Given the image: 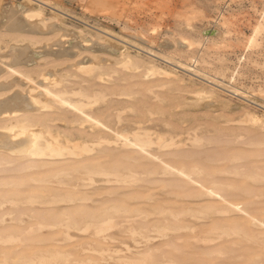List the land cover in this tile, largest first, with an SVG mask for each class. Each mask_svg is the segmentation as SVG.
Here are the masks:
<instances>
[{
  "label": "rangeland",
  "instance_id": "obj_1",
  "mask_svg": "<svg viewBox=\"0 0 264 264\" xmlns=\"http://www.w3.org/2000/svg\"><path fill=\"white\" fill-rule=\"evenodd\" d=\"M23 1L24 0H0V4L5 6L9 4L11 5V3H23ZM32 2V4L42 8L43 10V18L39 16L32 18V21L34 20V24L37 28L33 30H14L7 28L6 25H0V38L2 37V39H0V53H4L0 54V64L7 69L8 65L5 62L10 61L12 58L11 54L8 52L12 44H28L30 47L29 49L32 52L30 55L31 61H29V63H22V68L27 65L25 67V71L27 73L28 70L29 75L30 73L33 74L32 77L34 79H30L20 73L22 70L21 66L19 68V72L15 70L12 71V69L11 71H9L10 69L6 70V72L3 71L0 74V84H12L9 87H0V98H4L16 91H20L22 93L33 91V93H36L37 96L39 95V97L46 100L49 96H47L46 91H44V87H42V84H46L45 81H49L47 84L54 89L56 88L59 90L60 87L64 88L65 90L61 91V88L59 91L64 92L67 96L69 94L70 96L73 95L71 97L75 99L77 97L86 99V96L83 94L85 90V93L93 95L95 94V90L98 91L101 88V90L107 88L108 91H106L109 93L107 94L108 96L106 95L104 98L99 99L96 102L97 104H93L95 101L92 102V105H89L90 107L87 109L91 110L92 113L98 116L102 115L101 117L105 118V120L110 123L112 122L111 124L115 121L114 124L121 127L123 125H125L123 127H129V125H131L130 127L136 125L138 126L137 123H134L136 119L145 120L144 123H146L148 120L147 117H150L151 119H149L148 122L151 123L147 122V124L151 125L155 123L158 125H151V127H153L152 129L155 128V130H159L161 127L160 129L165 131V129L167 130L169 127L171 130L181 131V137L183 134L182 139L186 141L188 138L186 141V143H188L181 145L182 147H176L175 151L178 150L177 152L179 153H173L174 155L171 153L170 155L174 157H170L169 154H163L164 157H170L174 160L180 159V161L182 160L188 163H192L194 160L198 161L205 166L206 171H211L212 174L217 176L215 178L218 179L220 177L222 180L224 178V181H227L225 180L227 178L230 181H234L232 183L235 185L230 184V187L227 188H230L231 191H233L232 188H236V191L238 189L237 197L240 199H244L246 201L251 199L249 202L250 205H253V209H259L261 207V210L264 207V196L259 198L257 195H254V193L258 192L259 189L264 188V182L255 181L248 175V171L250 172V170L252 171L257 169V166L262 165L260 168L264 171V154L261 156L262 151L264 152V145L258 143L259 140L264 138V25L260 26L255 42L250 45L249 41V37L254 32L255 27L259 25L261 20H263L264 0H33ZM215 28H220L221 33L216 34L213 32V29ZM207 34L213 36L207 38L205 36ZM17 38L20 40H17ZM101 44L103 46H101ZM105 45H108L109 48ZM249 46L250 48L248 49ZM125 55L127 56L125 57ZM165 55L189 60L191 63H194L203 69L206 68L211 75L214 74L224 82L232 81L240 88L241 91L234 90L233 88L230 89V87L226 84L221 85L216 80L212 81V78H205V76L203 77L201 74L199 75L193 73L192 70L179 65L177 61L169 59ZM194 55L199 57V61L195 62L191 59V56ZM129 57L139 60V66L129 62L126 63L125 59H128ZM83 63H93L95 71L92 70L94 72H91L90 70V72H87L85 70H79L78 65ZM153 63L167 68L171 71V73L168 74L159 70L150 72L151 70H148L149 65L151 66ZM106 68L109 69V71L111 68L113 71L111 73L113 75ZM237 69L238 73L236 74V77L233 78V71ZM43 71L52 79L45 78ZM103 71H105V73ZM41 72L42 74H40ZM108 73L111 74V77ZM78 84H81V87ZM93 86H97L98 89H93ZM103 86L105 87L103 88ZM146 87L149 90L145 89ZM66 88L71 91H67L68 89L66 90ZM75 88L77 90L73 91ZM129 88L134 91L131 92V95L130 93H124V91H129ZM201 88L204 90L197 92V89ZM91 90L93 92H91ZM114 90L116 92L123 90V92L120 93H123L125 96H119L118 93H114ZM110 92L112 93L110 94ZM158 93L159 95L161 93V95H163L166 99H162V96L161 100H159L160 98L158 97L159 95H157ZM110 99L115 100L118 103L116 104V102L113 101L115 103L114 104ZM106 100H108V102ZM123 100L126 102L124 104H128L127 106H129V108L123 105ZM109 102L112 104H109ZM146 103L148 105H146ZM58 104L57 107L60 106H58ZM118 105L121 106V108L125 106V108H122V114L125 113L123 116L125 120H121L123 123L118 122L117 117L114 115V112L120 108ZM99 107H102L103 110L99 109L102 112L98 110V112L96 111ZM110 107L116 108L112 109ZM39 108L37 107L32 109V112L30 113L33 114L36 112L41 116V113L44 114V111L47 109V111L52 110L53 113L52 111H49L50 113H46L41 117H48L50 114H53L52 116L50 115V117L54 123L52 121H50V123L53 124L57 130L64 131L65 129V131H72L71 133L75 130L74 133L76 134L82 130L81 133L83 135L93 131L89 121H81V111L78 112L79 110L75 109V112L74 108L71 106L68 107L67 105H61V108L59 109H55L53 107ZM64 108L67 110H64ZM107 108H110V110L108 111ZM150 109L153 110L154 113L151 114L149 111ZM161 109L163 110L161 111ZM54 111L55 114L60 111L59 116H63H60L61 118L58 119L57 117L59 116L54 115ZM64 111H66V113ZM76 113L77 115L79 113L80 114L77 116ZM108 114L111 117L113 115L114 118H106L109 117ZM148 114H150V116ZM154 114L156 118L154 117ZM253 115L259 118H252ZM9 117L6 119L0 118V125L3 123H10V120L13 122L17 118L11 116L10 118L12 119H10ZM61 120L64 121L62 122ZM83 124L84 126L81 127ZM197 124L199 128L197 127ZM162 127L164 129H162ZM193 127L195 131H193ZM191 129L193 130L191 131ZM1 130L4 131L5 129L0 126V131ZM76 130L78 132H76ZM187 131L191 133V136L192 133L195 134L198 131L199 133L201 132L203 136L205 135V143L201 145L196 144L199 145L198 147L195 144L192 145L189 143L191 142L189 140L190 133ZM229 136L234 137L231 139ZM214 137H218V140ZM222 139L225 140L223 141ZM241 149L242 151H244L243 149L246 151L243 153L241 152ZM186 150H192L191 152L193 156L186 154L191 153L186 152ZM0 151L6 150H3L0 147ZM235 151L237 152L235 153ZM1 154L3 155L0 156V160L7 156L6 158L9 159V161L4 162L6 164L2 163V165H0V182L2 180L4 181V179H22L24 180L23 184H25V187H23V184H21V187L26 189V192L27 190L29 191L30 189H35L34 186H31L33 184H30V180L32 181V179L29 178L32 175H42L43 177L44 174H48L50 176L51 173L55 174V171L57 172L62 166H68V164L63 165L64 159L59 157H56L57 159L52 158L49 160L48 158L51 157L45 156L46 160H31L30 157L27 156L28 158H26L23 156V158L21 157L22 160L20 157L18 160L17 156L20 155L17 153L8 154L6 151L0 152V155ZM233 154L242 155L243 158L239 155L238 157L240 158H236ZM257 154L259 156H257ZM10 156H12V158ZM189 157L191 158L189 159ZM218 157L222 158V160H219ZM232 157L234 159H232ZM106 158L110 159V155ZM13 159H17V162ZM118 159L119 156H115L113 159H110L111 164L114 165L115 162L117 163ZM26 161H36L38 168H36L37 166L35 165L37 164H35L31 169V166L26 169L25 167L27 165H31L30 162L25 166ZM123 161L125 164L131 162L129 159H123ZM133 162L136 163L135 161H132V163ZM231 162H237V164ZM17 163H22L24 166L22 164L18 166ZM241 163H243V165L245 163V166H240L239 164ZM4 165L5 167H3ZM207 165L208 168L206 167ZM15 166H17V168H15ZM22 167L25 169L20 171ZM225 167L230 170L233 168V170H224L218 173L220 169ZM216 169H218V172ZM237 170L239 172H235ZM63 172L64 171L60 172V175L61 178L65 176L63 179L67 181H65V183L59 180L60 175H58V179L55 178L57 177L56 175L55 177L53 176L54 178L52 177V179L50 176V179L48 178L49 180L44 179L45 181H33L32 183H35L34 185L36 186L38 185L39 190L42 191H54L56 189L60 192L74 190L86 191L89 193L91 198L84 200L77 199L53 202L22 201L15 205L14 203L8 202L3 206H0V211L2 210V213L3 211H8L10 208L21 209H16L13 211L14 213L11 212L12 214L10 212H4L3 214L0 213V216L3 217V220L2 217H0V228H15L16 231L22 235L24 234L23 236L27 239L26 241L30 243L33 242L37 245V248L39 247L40 249L54 248L55 246H58L57 248L60 247L61 249L66 247L63 250L70 253L68 260L55 262L54 264H80L81 262L77 260L80 258L86 259V262L90 264H119L120 260L124 261L125 256L136 255L138 250L143 249L148 242L151 244L155 243L156 245L158 243L159 245L160 243H164L163 241L165 240L168 241L167 238H170L172 241L176 239L174 242H180L179 244L182 243L180 246L183 247L184 251L174 249L173 252L178 253L180 260L183 262L188 263L189 261L188 264H209L215 260L220 262L218 264H233L234 262V264H248V260L250 258L249 252H251L250 250L248 251V249H253V246H256L255 243L249 240L246 242V240L239 236L238 239L243 241L236 246L237 250L233 249V252L230 253L229 251V254L226 253L215 258L212 257V254H208L203 251L209 247L212 248V243L196 241L193 237L194 231H190V229L177 231L178 233L175 231L174 233L170 232V234L163 236L158 235L156 238L147 242L143 234L139 233V235L135 233H128L131 232L129 230L130 226H132V224H138V220H132L134 217H131V215L129 216V214L126 213H120L123 215L120 216L119 214V216L115 218V224L113 226L100 232L95 231L93 226L84 232V229L76 226H68V229L65 222L67 223V221H70L71 217H73V220L80 223L78 226H83V219H81V215L78 212H81L83 218L84 212H101L106 205L109 203L112 204L113 202H122L130 205H143L146 208H151L153 204L158 205L166 203V201H162L166 199L169 201V205H195L197 202L191 200H196L198 196H191L192 194L189 190H198L199 186H193L198 184L192 182L186 183L188 180L185 177H174L171 179V175L160 178L155 174H151L150 176L148 175L149 177L147 175H142L138 184L136 182L125 184L114 179L107 180V176L104 175H96V181L94 180L95 182H93L89 179L83 180V177L78 179L81 174H77L76 172H69L70 174L72 173L71 175L69 173L63 175ZM48 175L45 176V178L48 177ZM69 178L71 182L69 181ZM147 178H150V180H146ZM206 179H209V177ZM246 179L247 181H245ZM72 181L75 183L73 184L74 186L72 184H67L68 182L72 183ZM25 182H29L27 184L30 186H26ZM83 182L86 183V186ZM259 184L262 187H260ZM250 185L251 187L255 186L253 187V194L250 191L253 189H250ZM9 186L11 187L12 184L3 183L0 184V189H8ZM237 186L241 188V190L237 188ZM244 186L246 188L245 192L243 191L245 189ZM194 187H197V189ZM256 187H259L258 190ZM186 189H188L187 193L184 192ZM139 193L143 196H139ZM145 193L149 194L150 197L146 198L147 196ZM250 195L255 198H249ZM175 200H179V202ZM82 209L85 211L83 212ZM17 210L20 211L18 212ZM65 211L70 213L69 215L71 216L68 217L69 215L67 214V218L65 217V219L62 220L64 223L60 221L61 225L59 222L54 226H44L40 228L37 219L44 218L51 220L57 216L62 218L63 215L66 216V214H63ZM6 213L8 214L6 215ZM243 213L245 212L238 211L236 218L242 221L243 224L251 227L248 225L249 223H247L248 215ZM160 214H154L153 216L151 215V217L162 218L163 216ZM219 214L221 213H213V215L198 219V224L201 222L198 228H205L207 223L212 222L213 219L222 220L219 219V217H222L221 215L223 214ZM39 215H41L42 218ZM127 215L131 218L129 219ZM136 217L139 219V216ZM182 217L184 220H195L193 217ZM68 218L70 220H68ZM79 219L82 221L79 222ZM125 228L127 230H125ZM80 230H82V232ZM67 234H69V236ZM179 234L183 237L177 236ZM50 235L51 237L55 236L53 237V240L47 239L51 238L49 237ZM71 236L75 237L72 238ZM36 238L38 239L36 240ZM40 238L41 240H39ZM141 239H144V241ZM195 243L197 244V247L193 245ZM248 243L252 248H249ZM164 244L163 248H171L170 245ZM218 244H226V241L220 242L219 240ZM241 244H243L241 248L238 247ZM103 249L106 251H103ZM191 250H195L196 253L194 254V251L192 252ZM238 251H245V254H247L248 251L249 256L245 254H243V256H236V252ZM157 253H161V250L158 249ZM76 254H79V256ZM122 256L123 258L120 259ZM103 259L105 261H103ZM97 260H99V263ZM101 260L102 262H100ZM129 264L135 263L131 262Z\"/></svg>",
  "mask_w": 264,
  "mask_h": 264
},
{
  "label": "bare ground",
  "instance_id": "obj_2",
  "mask_svg": "<svg viewBox=\"0 0 264 264\" xmlns=\"http://www.w3.org/2000/svg\"><path fill=\"white\" fill-rule=\"evenodd\" d=\"M32 1L31 0H24L23 3H20V2L16 3V4L11 3V5L9 4V5H5V6H2V4H0V10H1L0 11V25H6L7 28L14 29V30H26V29L33 30V29L37 28L34 24V20L32 21V18H35L37 16L42 17L43 16V10H42V8L32 4L33 3ZM55 25L57 26L56 23H55ZM261 25H264V15H263V20H261L259 22V25H257L255 27L254 32L249 37L250 45L255 42ZM213 32H215L216 34H220L221 30H220V28H215V29H213ZM205 36L207 38H209L213 35L207 34ZM0 39H2V37ZM17 40H20V39L17 38ZM98 46H100V45H98ZM101 46H103V45L101 44ZM105 46L109 48L108 45H105ZM29 48L30 47L28 44L27 45L12 44L9 48V51H8L9 54H11L12 58L10 61L5 62L8 65L7 69L4 66H2V64H0V74L3 71L6 72V70H9V69H10L9 71H11V69H12V71L15 70V71L19 72L20 71L19 68L21 66L22 70L20 71V73H22L23 75H25L26 77H28L30 79H34L32 77L33 74H31V73H30V75L28 74L29 73L28 70L26 73L25 67L27 65L22 68V65H23L22 63H29V61H31L30 55L32 52ZM249 48H250V46L248 47V49ZM0 54H4V53H0ZM127 55H125V57ZM169 55H165V56H167L169 59H174L175 61H177V63H179V65H181L183 67H187L188 69L192 70L193 73H196L199 75L201 74V75H203V77L205 76V78H212V81L216 80L221 85L222 84L228 85V87H230V89L233 88L234 90L241 91L240 88L237 85H235L232 81L224 82L222 79H219L214 74H213L214 76L211 75V73L208 70H206V68L203 69V68L199 67L198 65L191 63L189 60H183V59L175 58L174 56H169ZM191 59L194 60L195 62L199 61V57L197 55L191 56ZM125 61H126V63L129 62V63H133L134 65H138V66L140 64L139 60H137L136 58L134 59L132 57H129L128 59L126 58ZM100 66H102V65H100ZM78 67H79V70L81 69V70H85L87 72L88 71L90 72V70H91V72L95 71V69H94L95 66L93 65V63L92 64L91 63L90 64L89 63L88 64L83 63V64L78 65ZM92 70H94V71H92ZM107 70L109 71V69H107ZM148 70L149 71L151 70L150 72H152V71L154 72V71L159 70V71L164 72V73H168V74L171 73V71L168 70L167 68L158 66L155 63H153L151 66L149 65ZM103 72L105 73V71H103ZM109 72L110 73L113 72L111 70V68H110ZM237 73H238V69L234 70L232 77L235 78ZM40 74H42V72ZM111 74H109V76ZM43 75L47 79H52L51 77H49V75L44 73V71H43ZM72 75H73V73H72ZM77 75H79V74H77ZM105 75H107V74H105ZM75 76H76V74H75ZM147 76H149V75H147ZM91 79H93V78H91ZM47 82H49V81H47ZM47 82L45 81L46 84H42V87H44V89H45L44 91H46L47 96H49L48 98H46V100L44 98L39 97V95L37 96V94L33 93V91H29L28 93H22L20 91H16L15 93H12V94L4 97V98H0V118L6 119L9 116L10 117L11 116L17 117L16 120L13 122H12V120H10V123H3L0 125L1 127H3L5 129L4 131H2V130L0 131V147L3 150L5 149L8 152V154L17 153L18 155H20V156H17L18 158L16 157L18 160H19V157L21 159V157L23 158V156L26 158L30 157L31 160H36V159L46 160L45 156L51 157V158H48L49 160H51L52 158L57 159L56 157H59V158L64 159L63 165L68 164V166H66V165L62 166L61 169L59 168L57 172L55 171V174L49 173L51 177L48 174H46V175L44 174L43 177H42V175L41 176L40 175H32L30 178L28 176L29 179H32V181L30 180V182H31L30 184H33L31 186H34L35 189H30L29 191L27 190V192H26V189H23L21 187V184H23V182H24V180H22V179H15V178L13 179L12 178L10 180L9 179L8 180L4 179V181L2 180L0 182V184H3V183L12 184V186L11 187L9 186L8 189H0V206H3L5 203H8V202L14 203V205H15V204H18L19 202H22V201H25V202H35V201L53 202V201H64V200L68 201V200H77V199H81V200L83 199L84 200V199L91 198L89 193L86 191H80V190L75 191L74 190V191L60 192V191H57V189L54 191H42V190H39L38 185L36 186V185H34L35 183H32L33 181H43L44 179L49 180L50 178L52 179V177L53 176L55 177L56 175H57V177H55V178L58 179V175H60V172H62V171L65 172V173L63 172V175H65L66 173H69L71 171L76 172L77 174H81L79 176V178L77 176L78 179H81L80 177H83L84 178L83 180L89 179V180L95 182L96 181L95 180L96 175H102V176L104 175V176H107V178H106L107 180L114 179L118 182H123L125 184H131V183H135V182L138 184L142 178L141 177L142 175H147V176L149 175L150 176L151 174H155L159 178L163 177V176L166 177V176L171 175L170 176L171 179L174 177H176V178L177 177H185L188 180L186 183L192 182V183L198 184V185H193V186H199L198 190H195V191L189 190L192 194L191 196H193V195L198 196V198L196 200H191V201L197 202L195 205L194 204H192V205L191 204H185V205L181 204L180 206L169 205L168 204L169 201H167L166 199L162 200V201H166V203L158 204V205L153 204V206H151V208H146L143 205H136L135 202H134L135 205L124 204L122 202H116V203L111 202L112 204L109 203L108 205H106L103 208V210L101 212H98V213H94V212L86 213V212H84L85 210L82 209L84 212L83 218H82L81 212H78L81 215V219H83V226H78V224H80V223L73 220V217H71V220L68 218V220H70V221H67V223L65 222V224L67 225V227L68 226H74V227L76 226V227L82 228V229H84L83 232L93 226L95 228V231L100 232L102 230L108 229L111 226H113L115 224V218L117 216H119L120 213H123V214L126 213V214H129V216L131 215V217H134L132 220H136V221L138 220L137 221L138 224H132V226H130V229L128 228L131 231L128 233L129 234H131V233L143 234V236L146 238L147 242L156 238L158 235L163 236V235L170 234V232L174 233V231L177 232V231L184 230V229H190V231H192V230L194 231V234L193 233L192 234H193V237L195 238L196 241H198V242L204 241L205 243L206 242L212 243L211 244L212 248L209 247L207 249H204V250L202 249V250L205 251V253L212 254V257L216 258L220 255H224V254L228 253L229 251H230V253L233 252V249L237 250L236 246L239 245L240 243H242V241H243V240L238 239V237L240 236L244 240H246V242H248L247 240H249V241L256 244V246L252 245L253 249H248V251L249 250L251 251V252H249L250 258L248 260L249 261L248 264H264V207L261 210H260L261 207L259 209H253V207H252L253 205H250V202H249V201H251V199L246 201L244 199H240L237 197L238 196V189L236 191V188L231 187L233 189V191H231L230 188H229L230 189V191H229V189L227 187H230V184H233L232 182H234V181H230L227 178L225 179L227 181H224V178H223V180L220 177L218 179L215 178L217 176L212 174L211 171L210 172L206 171V168L202 163L195 161V160L192 163H188L186 161H182V160L180 161V159L174 160V159L170 158V157H174V156H170L171 153L172 154L173 153H179V152H177L178 150L175 151L176 147H179L181 145H185L188 143V142L186 143L188 138L186 141L184 139H182L183 134L181 137V131H179V130L174 131L173 129L171 130V128H169V127L167 128V130L165 129V131L161 130L160 129L161 127L159 128V130H157V129L155 130V128L152 129L153 127H151V125H157V124L154 123V124L148 125L147 122L149 119H151L150 117L149 118L147 117L148 120L145 118L147 120L146 123H144L145 120L136 119L134 123L138 124V126L136 125L137 127L136 126L130 127L131 125H129V127H123L125 125H123L121 127L117 124H114L115 121L113 122V124H114L113 125V124H111L112 122L110 123V122L106 121L105 118L101 117L102 115L98 116V115L92 113L91 110L87 109L92 105V102L95 101V103H93V104H97L96 102L99 99L104 98L107 94H109L107 92L108 91L107 88H105L104 90H101L102 88L101 89L99 88L100 90H98V91L95 90L96 92L94 91L95 94H93V95H91L89 93H85L86 92V90H85V92L83 94L86 96L87 100L85 98H78V97L75 99V98L71 97L73 95L70 96V94L68 92H67L69 94L68 96L64 92H61V91L65 90L64 88H62V87H60V89L58 88L59 90H61V88H62V90L59 91L56 88L54 89V88L50 87L47 84ZM1 84H0V87L1 86L2 87H9L12 83L11 84L10 83H1ZM51 84H52V82H51ZM78 85H80V87H81V84H78ZM127 85H128V83H127ZM104 87L105 86H103V88ZM137 87H139V86H137ZM94 88L98 89L97 86L96 87L93 86V89ZM134 88H136V87H134ZM67 89L68 88H66V90ZM145 89H148V88L146 87ZM75 90H77V89L75 88L73 91H75ZM92 90H91V92H93ZM131 90L132 89L129 88V91L128 90L124 91V93H130V95H131V92H134L133 90L132 91ZM202 90H204V89H202V88L197 89V92L202 91ZM67 91H71V90L68 89ZM112 92H110V94ZM120 92H123V90L122 91L120 90ZM120 92H116L114 90V93H118L119 96H125V95H123V93H120ZM134 94H136V93H134ZM157 95H159V93ZM162 96L163 95H161V93H160V95L158 96L160 99L159 98L158 99L161 100ZM163 97H162V99H166L165 97L164 98ZM114 99H115V97H114ZM123 99H126V98H123ZM115 100H111L112 103L117 101V100L116 101ZM175 100H176V98H175ZM106 101L108 102V100H106ZM162 101H164V100H162ZM112 103L109 102V104H112ZM117 103L118 102H116V104ZM119 103H122V102H119ZM124 103H126V102L124 101L123 105H125ZM57 104H58V106L59 105L60 106L57 107ZM61 105L62 106L67 105L68 107L71 106L74 108V110L75 109L79 110L78 112L81 111V118H82L81 121L82 120L89 121L91 124V127L93 128V131H91V133L86 132L87 134L83 135L81 133L82 130H80V129H79L80 130L79 132L81 134L77 130H76V132H78L77 134L74 133L75 130L73 131V133H71L72 131L69 132L68 130H67L68 131L67 132V131H65V129H64V131L57 130V128H55L53 126V124L50 123V121H52L54 123V121L51 120L52 119L50 117L51 114L48 117H44V116L41 117L42 115H44L46 113H50L49 111H52V110L47 111L48 110L47 109L46 111H44L45 112L44 114L41 113V116H40V114L38 115V113H36V112L33 114L30 113V112H32V109L37 108V107L38 108L39 107H49V108L53 107L55 109H57V108L59 109V108H61ZM127 105H125V106H127ZM146 105H148V104L146 103ZM125 106H123V107L125 108ZM119 107L120 108H118L117 111L114 112L115 113L114 115H115V117H117L118 122H121V120L124 119L123 116L125 113L122 114V112H123L122 108L123 107L122 108H121V106H119ZM132 107H134V106H132ZM65 108H67V107H65ZM65 108H64V110H67ZM110 108L113 109L116 107H110ZM110 108L109 109L107 108L108 111L110 110ZM127 108H129V106H127ZM99 109H102V107L97 108L96 111L97 110L100 111ZM107 109H106V111H107ZM135 109H134V111H135ZM76 110H75V112H76ZM162 110L163 109H161V111ZM149 111L151 114L154 113V111L151 109ZM64 112L66 113V111H64ZM100 112H102V111H100ZM52 113H53V111H52ZM163 113H165V112H163ZM57 114H55V111H54V115H56V116H59L60 111ZM76 115H77V113H76ZM137 115H139V114H137ZM148 115L150 116V114H148ZM60 116L57 118L59 119L63 115L61 117ZM108 116H109V114H108ZM110 117L111 116L106 117V118L110 119ZM154 117H155V114H154ZM254 117H257V116L253 115L252 118H254ZM111 118H114V116L112 115ZM257 118H259V117H257ZM10 119H12V118H10ZM75 120H76V118H75ZM133 121H134V119H133ZM7 122H9V121H7ZM78 122H80V121H78ZM121 123H123V122H121ZM148 123H151V122H148ZM84 124L81 125V127L84 126ZM202 124H204V123H202ZM197 127H198V124H197ZM172 128H173V126H172ZM162 129H164V128L162 127ZM168 129H170V130H168ZM189 129H190V127H189ZM193 129H194V127H193ZM193 129H191V131ZM202 129H204V128H202ZM90 130H88V131H90ZM193 131H195V129ZM188 133H190V132H188ZM189 136H190L189 140L191 141L189 143H191L192 145L193 144L201 145V144L205 143V140H204L205 135L203 136V134L201 132L199 133V131L195 134L192 133V136L190 133ZM229 137H231V136H229ZM233 137H231V139ZM214 138H216V137H214ZM252 141H254V140H252ZM240 142H241V140H240ZM217 143H218V141H217ZM258 143L264 145V138L259 140ZM199 145H196V146L198 147ZM189 150H186V152L192 151V150L191 151H189ZM243 150L246 151L245 149H243ZM6 151H0V152H6ZM244 151H242V149H241V152L244 153ZM236 152L237 151H235V153ZM248 152H249V150H248ZM181 153H182V151H181ZM163 154H169L170 157L169 158L166 156L164 157ZM186 154H188L189 156H193L192 152L190 153L191 155L189 153H186ZM258 154H259V151H258ZM258 154H257V156H259ZM263 154H264V152L262 151L261 156ZM2 155L3 154H1L0 156H2ZM108 155H110V159H113V157H115V156H119L118 162L117 163L115 162L114 165L111 164L110 159L106 158ZM234 155L236 158H240V157H238L239 154H233V156ZM248 155H249V153H248ZM239 156L242 157V155H239ZM6 157H4V158L2 157L3 159L1 158L2 160H0V163H1L0 165H2V163L6 164L4 162L9 161V159H7ZM10 157L12 158V156H10ZM190 158L191 157H189V159ZM218 158H219V160L220 159L222 160V158H220V157H218ZM17 159H13V160H15L17 162ZM123 159H129V161H131V162H128L127 164H125ZM175 159H176V157H175ZM232 159H234V158L232 157ZM132 161H135L136 163H134V162L132 163ZM230 161H232V160H230ZM234 162H231V163H234ZM237 162L234 164H237ZM29 163L31 165H27ZM9 164H10V162H9ZM11 164H12V162H11ZM17 164H14V165H17ZM21 164L22 163H19L18 166ZM35 164H37L36 161L35 162L26 161L25 166L26 165L27 166L25 168L27 169L31 166L30 167V169H31ZM7 165H8V163H7ZM239 165L245 166V163H244V165H243V163H241ZM35 166H37L36 168H38V164ZM46 166H48V165H46ZM261 166H257L258 167L257 169L252 170V171L250 170V172L248 171V175L255 181L264 182L263 181L264 171L260 168ZM3 167H5V165ZM206 167L208 168V165ZM15 168H17V166H15ZM25 168H23V167H22V169L20 168L21 169L20 171L24 170ZM217 170L218 169H216V171ZM224 170L231 171V170H233V168L230 170V169L225 167L223 169H220L219 172L218 171L217 172L220 173L221 171H224ZM235 172H239V171L237 170ZM222 173H224V172H222ZM245 174H247V173H245ZM47 175H48V177L45 178V176H47ZM207 177H209V179H206ZM26 178H27V176H26ZM64 178H65V176L63 178H61V175H60L59 180L61 182L65 183L66 180H63ZM146 180L149 181L150 178H147ZM69 181H70V178H69ZM75 181H76V179H75ZM245 181H247V179ZM255 181H253V182H255ZM70 182H68L67 184H72V185L75 184V183H73V181H72V183H70ZM27 183H29V182H27ZM27 183H26V186L29 185ZM39 183H41V182H39ZM83 184H85V186H86V183L83 182ZM236 184H237V182H236ZM88 185H90V184H88ZM233 185H235V184H233ZM259 186H260V184H259ZM23 187H25V184H23ZM179 187H181V186H179ZM240 187H242V186H240ZM248 187H249V184H248ZM253 187H255V186H253ZM253 187H251V185H250V189H252ZM260 187H262V186H260ZM194 188L197 189V187H194ZM237 188H239V187L237 186ZM244 188H245V186H244ZM258 188L256 187L257 190H258ZM239 189L241 190V188H239ZM253 190H254V188L252 190H250L252 194L254 193ZM187 191H188V189H186L184 192L187 193ZM243 191L245 192L246 188ZM145 194L147 196V197L145 196L146 198L150 197L149 194H147V193H145ZM254 195H257L259 198L263 197L264 196V188L259 189L258 192L254 193ZM139 196H141L140 193H139ZM250 197L252 198L254 196L250 195L249 198ZM175 201L179 202V200H175ZM180 203H183V202H180ZM184 203H185V201H184ZM11 206H12V204H11ZM31 206H33V205H31ZM16 209H20V208H16ZM16 209L10 208V209H8V211H3V213L4 212H10L11 213V212L15 211ZM20 210H17V211L19 212ZM26 211H29V210H26ZM238 211L239 212H245L246 215H248V222L247 223H249L248 225H250L251 227L243 224L242 221H240L239 219L236 218ZM21 212H23V211H21ZM0 213H2V210L0 211ZM213 213L223 214V215L219 214L222 216V217H219V219H222V220H214L213 219L212 222L207 223L206 226L204 225L205 228H203V229L198 228L199 224L201 222L198 224L197 220L202 218V217H208L210 215H213ZM245 213H243V214H245ZM7 214L8 213H6V215ZM63 214H66V216L63 215L62 218L57 216L51 220L44 219V218L43 219H37V221L40 225V228H42L44 226H52V225L54 226L55 224H58L60 221L62 222V220L65 219V217L67 218V216L70 213L65 211ZM123 214H120V216ZM154 214L155 215L160 214L163 217L162 218L151 217V215L153 216ZM39 216L42 218L41 215H39ZM70 216L71 215H69L68 217H70ZM129 216L127 215V217H129ZM136 216H139V219H137ZM182 216L193 217V218H195V220H191V219H185L184 220V218ZM0 217H2V216H0ZM131 217H129V219ZM81 219H79L80 220L79 222L82 221ZM216 219H218V218H216ZM2 220H3V217H2ZM61 222H60V225H61ZM62 223H64V221ZM202 226H203V224H202ZM30 228H31V226H30ZM68 229H69V227H68ZM120 229H122V228H120ZM125 230H127V229L125 228ZM80 231L82 232V230H80ZM153 232H156V233H153ZM23 235L21 233H19L18 231H16L15 228H13V229L12 228H5V229L0 228V264H54L55 262L68 260L70 253L63 250L66 247L61 249L60 247L57 248L58 246H55L54 248L51 246L52 248L40 249L39 247L37 248V245L34 244L33 242L30 243V242L26 241L27 239H25V236H23ZM67 235L69 236V234H67ZM177 236L183 237L181 234H179ZM49 237H51V235ZM53 237H55V236H52L51 238H47V239L53 240ZM74 237L75 236H73L72 238H74ZM188 238H190V237H188ZM37 239L38 238H36V240ZM44 239H42V240H44ZM47 239H46V241H47ZM167 239H168V241L165 240L163 242L167 245H170L171 246L170 249L163 248L164 243H160L159 245L157 243V245H156L155 243L151 244L148 242L146 244V246H144L143 249L138 250L136 255L125 256L124 261L120 260L119 264H129L131 262H134L135 264H188L189 261H188V263L183 262L182 260H180L179 254L173 252L174 249H177L179 251H184L183 247L180 246L182 243L179 244L180 243L179 241H177L179 243L174 242V241H176V239L173 241L170 240V238H167ZM39 240H41V238ZM141 240L144 241V239H141ZM219 240H220V242L226 241V244H218ZM184 241H186V240H184ZM243 244H241L238 247L241 248V246ZM193 245L197 247L196 243ZM213 245H216V246H213ZM246 245H247V243H246ZM248 246H249V248L251 247V245H249V243H248ZM46 247H48V246H46ZM158 249L161 250V253H157ZM104 250L105 249H103V251ZM195 250H193L194 254L196 253ZM239 250H241V249H239ZM248 251H247V254H245L246 253L245 251L244 252L238 251V252H236V256H243V254L248 255ZM97 252H99V251H97ZM71 254H72V252H71ZM76 255L79 256V254H76ZM88 257H90V256H88ZM97 258H99V257H97ZM122 258H123V256L120 257V259H122ZM242 259H244V258H242ZM77 260H79L81 262L80 264H90V263L86 262V259L80 258ZM88 260H90V259H88ZM91 260H93V259H91ZM103 261H105V260L103 259ZM217 261L215 260L214 262H211L209 264L220 263ZM237 261H239V260H237ZM97 262L99 263V260H97ZM100 262H102V260ZM190 262H191V260H190ZM241 262H243V261H241ZM203 263H205V262H203ZM243 263H245V262H243ZM111 264H117V263H111Z\"/></svg>",
  "mask_w": 264,
  "mask_h": 264
}]
</instances>
